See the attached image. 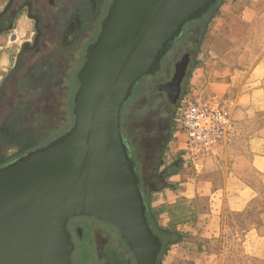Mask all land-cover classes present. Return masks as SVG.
<instances>
[{
  "label": "water",
  "instance_id": "1",
  "mask_svg": "<svg viewBox=\"0 0 264 264\" xmlns=\"http://www.w3.org/2000/svg\"><path fill=\"white\" fill-rule=\"evenodd\" d=\"M217 0H110L76 71L74 121L47 144L0 166V264H72L70 218L114 224L135 264H156L161 240L146 217L120 112L136 82L160 68L185 26ZM188 54L160 88L175 103Z\"/></svg>",
  "mask_w": 264,
  "mask_h": 264
},
{
  "label": "rangeland",
  "instance_id": "2",
  "mask_svg": "<svg viewBox=\"0 0 264 264\" xmlns=\"http://www.w3.org/2000/svg\"><path fill=\"white\" fill-rule=\"evenodd\" d=\"M6 1L1 0L0 10L5 7ZM8 1H11V6L4 19L12 23L16 17L18 21L15 24L17 41L0 44V53L11 50L8 71L3 75L4 71L0 72V165L47 144L72 126V99L77 89L74 76L84 60L86 47L99 32L101 19L110 0ZM206 22L207 19L200 25L197 36H187L174 42L176 48L162 57L161 65L168 61V56L176 62L189 52V73ZM11 31L13 29L10 28ZM24 31H27L26 35ZM5 63H8L7 60ZM162 78L164 76L158 74L155 80L162 81ZM188 84L186 78L178 99L190 91ZM178 99L175 103H169L165 97H161L152 106L154 113H157L158 124L166 128V136L162 140L143 136L137 142L135 166L138 175L146 178V201L150 193L168 183L169 174L183 165L190 166L196 162L193 161V155L185 150L184 137L177 131L175 107ZM228 105L232 115L229 102ZM233 134L234 119L226 142ZM223 145L225 143L214 147L211 154H215ZM211 154L197 160L201 161ZM185 207L191 210L193 205L176 204L173 207L175 219ZM149 213L158 227L173 230L180 236L175 226L177 223L168 228L162 224V217H158L155 211ZM76 224L78 228L74 231V239L78 243L76 248L79 253L72 255V264H135L132 253L114 225L89 218H78ZM221 236L224 242L221 253L230 258V261L226 258L222 264H253L248 259L238 261L244 251L243 246L238 244L241 237L239 230L226 229L221 232ZM162 253L158 254L156 264L161 263Z\"/></svg>",
  "mask_w": 264,
  "mask_h": 264
},
{
  "label": "crops",
  "instance_id": "3",
  "mask_svg": "<svg viewBox=\"0 0 264 264\" xmlns=\"http://www.w3.org/2000/svg\"><path fill=\"white\" fill-rule=\"evenodd\" d=\"M216 2L187 80L190 91L213 93L230 103L234 134L215 154L181 166L150 193L149 212L168 228L177 223L180 231L160 264L230 261L221 253L226 229L241 232L238 244L244 251L238 261L264 264V0ZM16 21L13 31L0 34V44L17 41ZM10 54V49L0 53L2 75ZM176 204L193 208L181 209L175 219Z\"/></svg>",
  "mask_w": 264,
  "mask_h": 264
},
{
  "label": "flooded vegetation",
  "instance_id": "4",
  "mask_svg": "<svg viewBox=\"0 0 264 264\" xmlns=\"http://www.w3.org/2000/svg\"><path fill=\"white\" fill-rule=\"evenodd\" d=\"M5 4V7L0 10V34L8 33L10 28H12L13 26L14 20L16 19V17H14L12 23H10L8 19H4L7 18L9 14L11 1L7 0ZM3 23L6 24L4 25ZM175 48L176 47L174 44L171 50H168L166 54L168 55V53L170 51H173ZM186 54H188V62L185 68V73L180 82V92L187 78L188 65L191 60L190 53L186 52ZM173 59L174 58L168 56V61H165L163 65H161L160 61L161 67L156 73L143 75L134 85L131 96L122 105L120 112L121 132L123 135V139L130 150L131 157L134 161H137V142L141 141L143 139V136H147L149 138L153 137L156 140H162V138L166 136V128L161 127L158 124L156 120L157 113H154V109H152V106L155 102H158L161 97H165V99L170 103L168 92L161 89L160 86L161 84L170 81L173 76V73L175 71V63L177 62H174ZM158 74L164 76V78H162V81L155 80V78L158 77ZM154 86H156V88H154ZM169 103L167 106L170 105ZM156 151H158V148L155 150V152ZM25 153L16 156L11 160L9 159L5 161L0 166L12 162L13 160L24 155ZM78 218L79 217L70 218L67 222V228L71 234V239L74 242V250L72 255L79 250L78 248H76L78 243L75 242L74 239V231H76V229L78 228V225L76 224ZM78 253L79 252H77V255Z\"/></svg>",
  "mask_w": 264,
  "mask_h": 264
},
{
  "label": "built area",
  "instance_id": "5",
  "mask_svg": "<svg viewBox=\"0 0 264 264\" xmlns=\"http://www.w3.org/2000/svg\"><path fill=\"white\" fill-rule=\"evenodd\" d=\"M228 106L226 99L205 91H189L178 99L177 131L184 137L185 150L193 155V161L226 143L233 125Z\"/></svg>",
  "mask_w": 264,
  "mask_h": 264
},
{
  "label": "trees",
  "instance_id": "6",
  "mask_svg": "<svg viewBox=\"0 0 264 264\" xmlns=\"http://www.w3.org/2000/svg\"><path fill=\"white\" fill-rule=\"evenodd\" d=\"M217 3V2H216ZM215 3V4H216ZM212 5L210 7V9L208 11H206L201 17L189 22L182 34L180 35V37H178L177 41L184 38V37H189L191 36L193 38V35L194 36H197L198 32H199V28H200V25L202 23H204V21H206L207 17L210 15V13L212 12L213 10V7L215 6ZM201 38V37H200ZM190 46V45H189ZM74 81L77 83V86H78V81H77V78L76 76H74ZM138 173V171H137ZM140 177V188H141V191L143 192V196H144V199H145V203H146V217H147V220L151 226V228L153 229V231L159 236L160 240H161V243H162V247H161V251H164V249L166 248V246L170 243H173V242H176L178 239H179V235L177 234V232L173 231V230H170V229H166V228H161V227H158L151 219V216H150V213H149V210H148V204H147V201H146V194H145V190H144V186L146 185V178L145 177ZM76 217H79V218H89L91 220H96V221H101V222H106V221H103V220H100V219H97L95 217H92V216H76ZM73 218V217H72ZM110 223V222H108ZM112 224V223H111ZM114 225V224H112ZM115 226V225H114ZM115 228H117L115 226ZM117 230L119 231V229L117 228ZM119 234H120V231H119ZM121 237V236H120ZM122 239V237H121ZM123 240V239H122ZM124 242V240H123ZM125 244V242H124ZM126 246V245H125ZM127 248V247H126ZM128 249V248H127ZM159 253V255H160ZM133 256V255H132ZM159 257V256H158Z\"/></svg>",
  "mask_w": 264,
  "mask_h": 264
}]
</instances>
